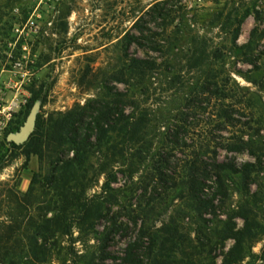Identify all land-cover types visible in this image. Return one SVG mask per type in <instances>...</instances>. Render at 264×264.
Masks as SVG:
<instances>
[{"label":"trees","instance_id":"1","mask_svg":"<svg viewBox=\"0 0 264 264\" xmlns=\"http://www.w3.org/2000/svg\"><path fill=\"white\" fill-rule=\"evenodd\" d=\"M243 23L244 17L230 32L231 51L253 66L249 72L253 75L247 79L262 91L263 68L255 55L259 31L254 28L248 42L239 45ZM134 29L135 33L125 37L122 66L111 76L123 89L106 83L99 96L83 104L40 114L26 142H11L12 148L21 150L27 160L36 156L41 166L46 163L49 167L46 172L33 174L23 194L26 204H15L19 214L33 207L40 196H53L38 218H10L6 233L0 234L3 264H45L49 241L57 234L71 235L74 225L97 235L101 260L112 264H204L215 260L217 249L228 240L233 245L221 264H243L253 244L264 240V113L261 118L256 116L258 95L238 85L236 93L229 75L203 72L208 62L196 60L189 64L188 74L203 72V77L185 84L183 73L170 60L158 62L156 58L132 56L131 43L143 47L140 39H146L139 22ZM151 43L150 49L155 52L164 49L159 42ZM222 59L223 54L215 50L208 61ZM157 77L167 80L168 91L181 87L185 94L175 121L160 134L152 131V111L146 104ZM213 101L218 106L212 111ZM33 103L30 100L28 108ZM19 129L18 123L11 128ZM212 129L225 135L214 138ZM202 132L206 133L205 142L189 138ZM221 150L247 154L252 160L242 164L221 160ZM141 167L136 205L127 215L133 225L140 222L138 233L127 243L123 255L115 256L108 247L121 227L112 213L113 206L119 203V177L131 182ZM101 177L104 180L100 192L87 196ZM234 179L241 196L237 212L234 217L219 220L222 226L211 228L208 225L219 216ZM175 201L177 216L187 215L198 225L194 251H188L175 216L161 228L149 224L161 214L160 210L166 212ZM48 211H53L54 216L47 218ZM235 219L242 220V225ZM102 220L109 225L96 232V224ZM24 223L28 233L21 246L15 237ZM262 251L264 263V248Z\"/></svg>","mask_w":264,"mask_h":264},{"label":"rangeland","instance_id":"2","mask_svg":"<svg viewBox=\"0 0 264 264\" xmlns=\"http://www.w3.org/2000/svg\"><path fill=\"white\" fill-rule=\"evenodd\" d=\"M243 17L237 42L246 44L251 31L258 28L255 55L258 56L257 64L263 68L264 79V0H0V82L11 84L13 90L18 88L22 101L0 140V234L6 233V225L12 217L22 219L24 215L26 221L30 216L38 218L53 196V193L40 196L33 207L19 214L15 204H26L23 194L33 174L41 170L46 172L49 167L46 163L41 166L36 156L27 160L21 150L13 149V136L20 133L30 115L34 117L33 130L38 115L66 111L76 103L83 104L87 99L99 96L106 83L123 89L124 86H119L111 76L113 70L122 66L125 37L136 32L134 24L137 22L144 28L146 39H140L143 47L131 43L132 56L156 58L158 62L170 60L183 73L185 84L196 83L206 71L229 75L236 93L238 85L258 95L254 104L256 116L263 117L264 89L259 90L247 79L253 75L249 72L254 68L231 51L230 32ZM151 41L159 42L164 49L161 52L151 50ZM215 50L223 54V59L216 63L208 61ZM196 60L208 62V65L203 72L188 74L189 64ZM17 62L21 63L20 68L16 67ZM166 81L161 77L152 81L151 95L146 103L152 111V131L157 134L175 121L174 116L183 105L185 95L181 87L168 91ZM30 100L34 103L28 108ZM217 106L213 101L212 111ZM15 123L20 126L18 131L11 130ZM205 134L189 135V138L205 142ZM213 134L214 138L225 135L221 131ZM220 159L236 164L252 160L247 154L224 150L220 151ZM142 173L143 167L131 182L119 177V203L113 206L112 213L121 227L108 247L115 256H122L127 243L138 233L140 222L138 226L133 225L127 215L136 205L137 179ZM103 180V177L99 178L86 195L98 194ZM229 187V198L219 209V216L208 225L211 228L222 226L219 220L234 217L237 212L241 198L237 192V179L230 182ZM176 204L177 201L166 212L160 210L161 214L149 224L161 228L175 216L188 251H194L198 225L187 215L177 216ZM45 214L47 218L54 216L53 211ZM235 221L242 225V220ZM108 225L102 220L95 230L101 232ZM27 233L25 223L16 231L15 238L21 246L26 243ZM96 237L93 232L74 225L71 235L57 234L49 241L45 264H112L101 260ZM232 245V240L226 241L217 249L216 259L204 264H221L223 255ZM263 248L264 240L254 243L243 264H264Z\"/></svg>","mask_w":264,"mask_h":264},{"label":"built area","instance_id":"3","mask_svg":"<svg viewBox=\"0 0 264 264\" xmlns=\"http://www.w3.org/2000/svg\"><path fill=\"white\" fill-rule=\"evenodd\" d=\"M16 67L20 68L21 63L17 62ZM7 92H9L12 97H9ZM20 95L18 88L13 90L11 84L3 81L0 82V140L4 137L16 109L20 107L22 102L19 99Z\"/></svg>","mask_w":264,"mask_h":264},{"label":"water","instance_id":"4","mask_svg":"<svg viewBox=\"0 0 264 264\" xmlns=\"http://www.w3.org/2000/svg\"><path fill=\"white\" fill-rule=\"evenodd\" d=\"M33 121H34V117L33 115H30L24 127L20 131V133L13 136L12 141L15 144L24 143L29 138L32 132ZM0 264H3V263L0 261Z\"/></svg>","mask_w":264,"mask_h":264}]
</instances>
